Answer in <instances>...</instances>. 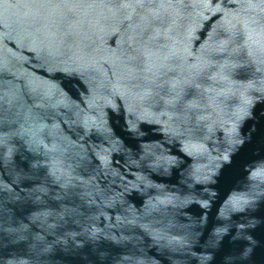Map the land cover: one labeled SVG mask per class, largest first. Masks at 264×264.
Returning <instances> with one entry per match:
<instances>
[{"label":"water","instance_id":"95a60500","mask_svg":"<svg viewBox=\"0 0 264 264\" xmlns=\"http://www.w3.org/2000/svg\"><path fill=\"white\" fill-rule=\"evenodd\" d=\"M0 264H264V0H0Z\"/></svg>","mask_w":264,"mask_h":264}]
</instances>
